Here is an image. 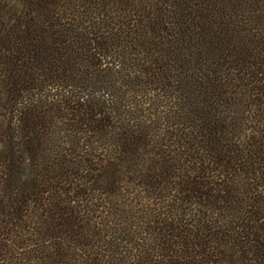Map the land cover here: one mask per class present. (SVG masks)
Segmentation results:
<instances>
[{"label":"trees","instance_id":"1","mask_svg":"<svg viewBox=\"0 0 264 264\" xmlns=\"http://www.w3.org/2000/svg\"><path fill=\"white\" fill-rule=\"evenodd\" d=\"M0 264H264V0H0Z\"/></svg>","mask_w":264,"mask_h":264}]
</instances>
